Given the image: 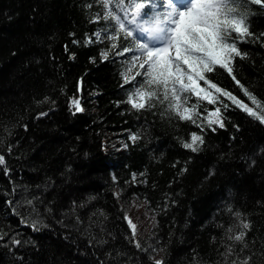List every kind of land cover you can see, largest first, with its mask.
<instances>
[{"label": "trees", "instance_id": "16d2710c", "mask_svg": "<svg viewBox=\"0 0 264 264\" xmlns=\"http://www.w3.org/2000/svg\"><path fill=\"white\" fill-rule=\"evenodd\" d=\"M84 3L0 0V152L11 169L5 175L0 165V230L8 234L0 241V264H152V255L163 257L164 264H221L220 241L234 221L228 204L252 221L247 239L255 238L260 250L264 124L230 107L227 126L207 129L204 145L192 151L178 137L198 130L195 126L155 110L127 111L120 73L130 57L110 53L108 60L89 59L109 45L95 40L104 23L92 22ZM252 8V30L264 31V6ZM86 36L92 43H83ZM239 47L250 56L236 58L235 72L258 103L253 105L222 69L211 78L261 110L264 44L249 37ZM71 53L76 55L70 58ZM73 96L80 98L83 112L70 109ZM133 131L140 134L136 141L129 138ZM116 141L128 147L117 148ZM133 172L143 175L134 180ZM26 195L37 198L44 220L36 231L20 223L7 203ZM131 196L145 201L154 216L151 227L143 226L136 237L145 249H159L154 254L130 242L132 230L120 203ZM17 207L29 215L27 205ZM12 233L36 243L10 250Z\"/></svg>", "mask_w": 264, "mask_h": 264}, {"label": "snow or ice", "instance_id": "6c2138e0", "mask_svg": "<svg viewBox=\"0 0 264 264\" xmlns=\"http://www.w3.org/2000/svg\"><path fill=\"white\" fill-rule=\"evenodd\" d=\"M252 5L264 6V0H85L83 6L89 10L91 21L104 23V27L97 28L94 33L95 40L109 45L100 51L99 57L90 56L89 59L93 62L97 59L108 60L110 53L112 57L129 56L120 73L121 86H127L125 102L129 107L126 110H155L154 114L161 117H174L190 123L198 130H192L187 137L178 138L184 148L199 151L205 143L204 133L207 129L215 131L217 127L227 126L226 120L230 117L226 116V109L230 107H239L264 124V102H259L261 110H257L210 75L222 69L251 99L253 105L258 103L257 96L235 72L236 58L250 56L249 52L239 47V41L251 37L253 42L264 44V31L257 33L252 30ZM94 7L97 11H92ZM92 41V36H86L83 43L87 45ZM65 50H68L67 45ZM75 55L71 53L70 58ZM130 69L132 75L128 74ZM44 99L50 98L45 96ZM69 107L73 112L85 110L78 96L70 98ZM38 115L44 116L46 113L40 112ZM129 138L136 141L140 134L133 131ZM121 147L128 145L122 144ZM7 149L11 152L12 145L8 144ZM252 163L255 164V161ZM0 165L4 166V174L10 175L11 169L7 167L3 152H0ZM137 175L143 173L133 172L132 178L135 180ZM116 179L113 174V180ZM114 194L119 196V192ZM36 199L35 196L28 198L26 195L20 200H7L9 205H13L12 212L20 217V223L30 225L34 231L44 226V220L35 207ZM18 205H27L29 215L21 214ZM167 207L164 205L165 209ZM226 208L234 221L226 228V238L220 241L224 249L220 253L221 264H257V261L264 264V243L257 250L255 238L251 243L247 239L252 221L243 212L234 209L232 204L226 205ZM125 218L132 229L130 242L137 249L153 254L159 251L155 248L145 249L136 238V225L127 215ZM6 235L0 230V241ZM27 243L36 242L22 241L16 233H12L6 246L11 250L14 246ZM89 243L93 241L89 240ZM149 259L152 264H164L163 257L156 259L152 255Z\"/></svg>", "mask_w": 264, "mask_h": 264}, {"label": "rangeland", "instance_id": "374dc122", "mask_svg": "<svg viewBox=\"0 0 264 264\" xmlns=\"http://www.w3.org/2000/svg\"><path fill=\"white\" fill-rule=\"evenodd\" d=\"M116 146L119 148L121 146L120 141H116ZM123 211L125 212V216L131 218L133 224L136 225V232L139 235L143 226L151 227L153 221V214L150 213V210L146 207V202L138 199L136 197L131 196L127 203H120ZM142 213V214H141ZM141 214V215H139ZM125 218V217H124ZM125 222L128 227L131 226L128 224V220L125 218ZM132 230V229H131ZM145 231H148L144 229ZM153 246V245H152ZM156 249V247H154Z\"/></svg>", "mask_w": 264, "mask_h": 264}, {"label": "bare ground", "instance_id": "6f19581e", "mask_svg": "<svg viewBox=\"0 0 264 264\" xmlns=\"http://www.w3.org/2000/svg\"><path fill=\"white\" fill-rule=\"evenodd\" d=\"M127 88V87H126ZM125 217V216H124Z\"/></svg>", "mask_w": 264, "mask_h": 264}]
</instances>
